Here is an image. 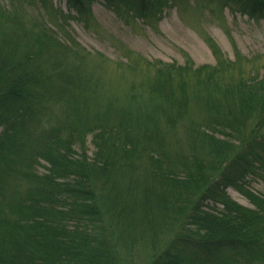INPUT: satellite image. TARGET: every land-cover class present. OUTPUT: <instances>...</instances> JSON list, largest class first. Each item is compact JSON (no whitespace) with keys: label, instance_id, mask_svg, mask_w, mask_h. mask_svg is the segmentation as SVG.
Masks as SVG:
<instances>
[{"label":"trees","instance_id":"16d2710c","mask_svg":"<svg viewBox=\"0 0 264 264\" xmlns=\"http://www.w3.org/2000/svg\"><path fill=\"white\" fill-rule=\"evenodd\" d=\"M9 1L0 7V264H264V196L245 188L250 177L264 182L259 58L235 47L232 61L206 35L215 66L150 63L120 46L114 83L101 74L105 57L28 15L35 3L57 13L53 0ZM104 1L127 25L155 26L163 8L188 0ZM195 1L213 16L228 8L264 20V0ZM91 2L67 0L98 32Z\"/></svg>","mask_w":264,"mask_h":264},{"label":"rangeland","instance_id":"374dc122","mask_svg":"<svg viewBox=\"0 0 264 264\" xmlns=\"http://www.w3.org/2000/svg\"><path fill=\"white\" fill-rule=\"evenodd\" d=\"M9 4V0H0V7ZM52 4L58 14H50L37 3L29 6L27 13L31 18L45 23L62 42H67L68 34L91 55L100 54L105 57L110 62L101 68L106 81H119L115 64L123 60L120 46L150 63L160 61L182 66L189 57L196 67L215 66L216 60L203 39L204 35L210 37L232 61L235 59V47L248 60L259 58L264 75V20H251L228 8L213 16L209 10L199 9L202 5L199 7L195 0H188L177 1L163 8L156 18L155 26L141 20L127 25L106 7L104 0H92L90 9L100 26L98 32H94L76 21L77 13L69 7L67 0H53ZM61 14L70 17L66 24L60 20ZM90 141L91 138L88 140V148L92 155L94 149ZM39 172L46 173V170L41 167ZM245 188L257 196H264V182L259 178H248ZM227 193L239 205L252 208L239 192L228 189ZM212 208L213 203L206 204V210Z\"/></svg>","mask_w":264,"mask_h":264}]
</instances>
